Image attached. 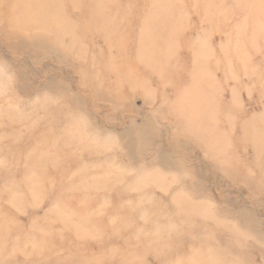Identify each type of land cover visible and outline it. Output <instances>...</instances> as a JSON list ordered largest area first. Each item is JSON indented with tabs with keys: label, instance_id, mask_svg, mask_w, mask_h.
<instances>
[{
	"label": "rangeland",
	"instance_id": "obj_1",
	"mask_svg": "<svg viewBox=\"0 0 264 264\" xmlns=\"http://www.w3.org/2000/svg\"><path fill=\"white\" fill-rule=\"evenodd\" d=\"M0 264H264V0H0Z\"/></svg>",
	"mask_w": 264,
	"mask_h": 264
}]
</instances>
